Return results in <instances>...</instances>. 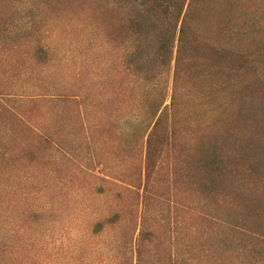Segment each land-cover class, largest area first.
<instances>
[{"label":"rangeland","instance_id":"obj_1","mask_svg":"<svg viewBox=\"0 0 264 264\" xmlns=\"http://www.w3.org/2000/svg\"><path fill=\"white\" fill-rule=\"evenodd\" d=\"M195 26L148 178L174 73L122 69L118 0H0V264H136L142 230L145 264H264V0Z\"/></svg>","mask_w":264,"mask_h":264},{"label":"trees","instance_id":"obj_2","mask_svg":"<svg viewBox=\"0 0 264 264\" xmlns=\"http://www.w3.org/2000/svg\"><path fill=\"white\" fill-rule=\"evenodd\" d=\"M207 2L208 0H118V51L123 53L122 69L125 72L131 69L137 73L150 64L149 66L153 65L158 69L173 68L174 73L170 106H165L166 101H163L153 111V120H157L147 139L145 171L148 178L149 166L156 154L154 142L161 136L163 117L168 110L176 108L181 85H188L190 82L185 79L186 69L188 65H193L196 59L193 52L200 43L195 26L196 15L206 7ZM202 159L204 166H212L214 169L216 161H209L208 151L203 152ZM135 233L136 230L131 236ZM139 234L138 244L134 249L135 261L136 264H145L141 240L147 233L142 230ZM190 252H193V248ZM193 257L194 255L192 260ZM169 261L174 264L172 255L169 256Z\"/></svg>","mask_w":264,"mask_h":264}]
</instances>
